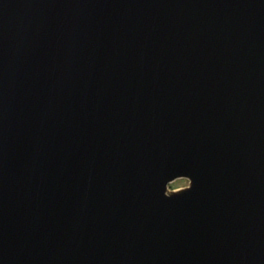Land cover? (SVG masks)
<instances>
[{"label": "water", "instance_id": "obj_1", "mask_svg": "<svg viewBox=\"0 0 264 264\" xmlns=\"http://www.w3.org/2000/svg\"><path fill=\"white\" fill-rule=\"evenodd\" d=\"M0 264H264V0H0Z\"/></svg>", "mask_w": 264, "mask_h": 264}, {"label": "rangeland", "instance_id": "obj_2", "mask_svg": "<svg viewBox=\"0 0 264 264\" xmlns=\"http://www.w3.org/2000/svg\"><path fill=\"white\" fill-rule=\"evenodd\" d=\"M181 176H184V175L175 176L171 178L170 180H168L166 183V190H171V189L184 186L185 179L182 178Z\"/></svg>", "mask_w": 264, "mask_h": 264}, {"label": "clouds", "instance_id": "obj_3", "mask_svg": "<svg viewBox=\"0 0 264 264\" xmlns=\"http://www.w3.org/2000/svg\"><path fill=\"white\" fill-rule=\"evenodd\" d=\"M181 177L185 179V184H184V187H183V191L178 192V193H171L170 195L166 196L167 198H171L174 195H179L182 192H185L187 190H190V188L192 187V181H191V179L188 178V177H186V176H181Z\"/></svg>", "mask_w": 264, "mask_h": 264}]
</instances>
